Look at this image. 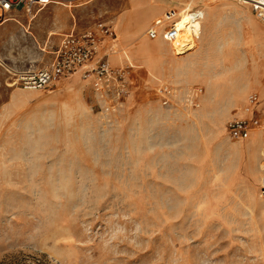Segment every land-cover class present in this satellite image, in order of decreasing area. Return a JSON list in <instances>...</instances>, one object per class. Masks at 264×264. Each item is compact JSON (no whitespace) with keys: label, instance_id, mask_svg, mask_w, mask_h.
Here are the masks:
<instances>
[{"label":"rangeland","instance_id":"374dc122","mask_svg":"<svg viewBox=\"0 0 264 264\" xmlns=\"http://www.w3.org/2000/svg\"><path fill=\"white\" fill-rule=\"evenodd\" d=\"M80 2L68 7L77 33L63 29L66 2L0 24V264H264V134L225 130L264 124V25L236 0H194L200 38L175 52L146 31L164 3L189 0ZM107 21L110 63L129 71L121 106L78 77L16 83L49 67L62 38Z\"/></svg>","mask_w":264,"mask_h":264},{"label":"built area","instance_id":"2783aa9c","mask_svg":"<svg viewBox=\"0 0 264 264\" xmlns=\"http://www.w3.org/2000/svg\"><path fill=\"white\" fill-rule=\"evenodd\" d=\"M215 1V0H214ZM249 6L256 18L264 25V0H236ZM66 0H0V24L16 10L31 13L35 7L65 3ZM192 21H200L198 11H191ZM177 13L171 9L163 18L154 20L146 31L149 40L161 39L173 46L180 31L177 29ZM118 36L111 21L98 22L78 34L61 39L55 58L47 68L23 70L14 73L16 83L24 90H45L55 83L78 77L79 81L92 84L96 95L106 103L109 93L114 105L121 106L129 94V71L123 67H114L110 58L116 53ZM250 105L257 102V96L248 99ZM108 105V104H107ZM113 107V105H111ZM110 108V107H108ZM225 130L233 138L248 139L252 132L261 130L264 124L258 119H231ZM259 197L264 200V148L260 164Z\"/></svg>","mask_w":264,"mask_h":264},{"label":"bare ground","instance_id":"6f19581e","mask_svg":"<svg viewBox=\"0 0 264 264\" xmlns=\"http://www.w3.org/2000/svg\"><path fill=\"white\" fill-rule=\"evenodd\" d=\"M193 1L194 0H189V3H187L184 6L185 11L184 10L182 12L176 11L177 19L175 22L177 23V29L180 32L177 36V39L173 42V46L170 45L175 52H177V51L183 52L189 48H192L194 46V43H195L194 42L195 38L197 39L200 36L199 34L201 31V22H202L204 15H203V11L199 10L198 12H199L200 16L202 17L201 21L195 22V21L191 20L193 17L190 13L191 12L190 8L193 4ZM211 1H213V0H211ZM163 15L160 17V19L163 18ZM262 151H263V149H262ZM261 156H262V153H261Z\"/></svg>","mask_w":264,"mask_h":264},{"label":"crops","instance_id":"0c3cea01","mask_svg":"<svg viewBox=\"0 0 264 264\" xmlns=\"http://www.w3.org/2000/svg\"><path fill=\"white\" fill-rule=\"evenodd\" d=\"M129 1L131 2L132 0H129ZM72 4L79 6L81 4V2H80V0H66V26H64V28H63L66 31V34L67 33H69V34L77 33L79 31H81V29H80L81 27H79V26L76 27L78 25L76 20H78L80 15L79 14H75L76 15V17H75L74 14H73V13H75V10L71 11L70 8L68 9V7L71 6ZM167 7L168 6L164 3V5L162 6V9L160 11V14L155 16L152 20L154 21V19L156 17H158V16L161 17L165 13L163 11L166 10ZM128 11H129V9H128ZM116 19L120 20V27H123L126 24V22H127L126 17L124 16V14L119 15ZM150 58H151L150 56H144V59H146L145 62L147 61V59H150ZM149 61L150 60H148L147 62H149Z\"/></svg>","mask_w":264,"mask_h":264}]
</instances>
